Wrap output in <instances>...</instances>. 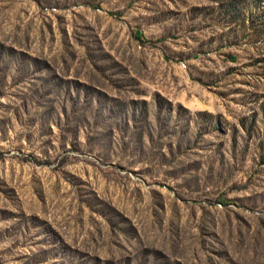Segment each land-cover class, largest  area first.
I'll list each match as a JSON object with an SVG mask.
<instances>
[{"label": "rangeland", "instance_id": "rangeland-1", "mask_svg": "<svg viewBox=\"0 0 264 264\" xmlns=\"http://www.w3.org/2000/svg\"><path fill=\"white\" fill-rule=\"evenodd\" d=\"M0 264H264V0H0Z\"/></svg>", "mask_w": 264, "mask_h": 264}]
</instances>
